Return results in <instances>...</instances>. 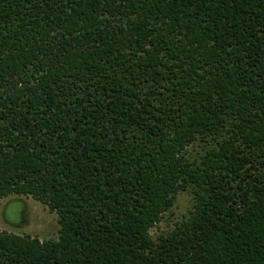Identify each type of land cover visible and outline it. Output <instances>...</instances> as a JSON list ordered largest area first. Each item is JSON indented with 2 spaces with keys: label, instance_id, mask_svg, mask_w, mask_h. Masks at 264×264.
<instances>
[{
  "label": "trees",
  "instance_id": "trees-1",
  "mask_svg": "<svg viewBox=\"0 0 264 264\" xmlns=\"http://www.w3.org/2000/svg\"><path fill=\"white\" fill-rule=\"evenodd\" d=\"M10 194L60 235L0 229V264H264V0H0Z\"/></svg>",
  "mask_w": 264,
  "mask_h": 264
},
{
  "label": "rangeland",
  "instance_id": "rangeland-1",
  "mask_svg": "<svg viewBox=\"0 0 264 264\" xmlns=\"http://www.w3.org/2000/svg\"><path fill=\"white\" fill-rule=\"evenodd\" d=\"M213 144L215 141L212 139L208 143L197 141L189 147V155L193 160L201 161ZM193 209L194 195L191 189L180 191L174 205L164 212L162 219L151 229V235L157 238L170 232L177 222L187 219ZM0 229L41 241L57 240L60 235L59 216L48 205L30 195L10 194L0 200Z\"/></svg>",
  "mask_w": 264,
  "mask_h": 264
}]
</instances>
